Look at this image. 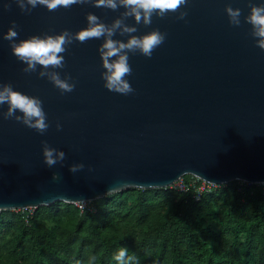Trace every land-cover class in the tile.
<instances>
[{
    "label": "water",
    "instance_id": "1",
    "mask_svg": "<svg viewBox=\"0 0 264 264\" xmlns=\"http://www.w3.org/2000/svg\"><path fill=\"white\" fill-rule=\"evenodd\" d=\"M5 2L0 0V83L40 97L50 127L41 135L0 118V210L94 201L129 188H167L185 175L214 184H264V50L256 47L243 16L241 26L233 27L225 12L231 3L247 15L248 0H191L187 22L169 14L137 25V35L159 28L167 38L151 58L130 54L133 72L127 78L135 92L127 96L104 86L102 40L69 46L66 66L57 71L62 78L70 74L76 87L61 94L46 78L25 74L3 39L12 21L19 25L18 39H24L76 32L87 26V12L110 24L123 8L85 4L25 14L15 3L5 10ZM6 110V104L0 107ZM43 141L66 153L63 166L44 164ZM80 162L86 167L71 173L68 166ZM54 172L62 179L53 180Z\"/></svg>",
    "mask_w": 264,
    "mask_h": 264
},
{
    "label": "trees",
    "instance_id": "2",
    "mask_svg": "<svg viewBox=\"0 0 264 264\" xmlns=\"http://www.w3.org/2000/svg\"><path fill=\"white\" fill-rule=\"evenodd\" d=\"M94 210L55 201L0 210V264H264V184L231 181L195 201L173 188H129Z\"/></svg>",
    "mask_w": 264,
    "mask_h": 264
},
{
    "label": "clouds",
    "instance_id": "3",
    "mask_svg": "<svg viewBox=\"0 0 264 264\" xmlns=\"http://www.w3.org/2000/svg\"><path fill=\"white\" fill-rule=\"evenodd\" d=\"M12 3H15L25 14H31L37 7H46L48 11L54 12L60 8L70 9L73 5L85 4L112 11L123 8L124 11L120 12L110 24L105 23L97 14L87 12V26L76 32L64 29L58 34H34L24 39H18L19 25L12 21L8 31L3 34V39L9 42L12 55L25 65L22 69L25 74L37 73L39 78L50 81L61 94L71 93L76 87L70 74L65 73L62 78L61 73L57 71L66 66L63 54L69 46L77 41L86 43L91 39L102 40L98 52L104 69L101 72L104 86L109 91L127 96L135 92L127 78L133 72L129 62L130 54L139 53L151 58L167 38V33L160 31L159 28L137 35L135 34L138 32L137 25L149 26L153 23L154 16L164 19L169 14H175L177 20L187 22L191 0H6L3 8L10 11ZM248 8L250 11L244 15L241 8H234L228 3L225 5V12L233 27L241 26L243 16V22L251 26L250 34L255 39L256 47L264 50V2L256 3L255 0H248ZM130 18H134V24L127 23ZM117 33L121 37L127 36V39H115ZM5 104L7 110L0 111V118L14 119L41 135L48 131L50 123L40 97L16 90L11 82L0 83V107ZM62 128L63 125L57 121L56 129L60 131ZM42 143L44 164L49 168L57 164L63 166L66 153L50 146L47 141ZM68 167L71 173L76 174L86 166L80 162ZM88 168L89 171L92 170L91 166ZM52 179L61 180V173L54 172ZM113 259L117 264H128L132 258L128 256V249L121 247L114 254Z\"/></svg>",
    "mask_w": 264,
    "mask_h": 264
},
{
    "label": "built area",
    "instance_id": "4",
    "mask_svg": "<svg viewBox=\"0 0 264 264\" xmlns=\"http://www.w3.org/2000/svg\"><path fill=\"white\" fill-rule=\"evenodd\" d=\"M219 185L221 184L210 183L194 176H189V178L182 176L174 181L169 187L180 192L190 193L194 200L198 201L204 193L216 190ZM90 203L91 201H80L74 204L80 211L84 209L94 210L93 205H90ZM21 210H26L28 216L32 213L33 208L29 207Z\"/></svg>",
    "mask_w": 264,
    "mask_h": 264
},
{
    "label": "rangeland",
    "instance_id": "5",
    "mask_svg": "<svg viewBox=\"0 0 264 264\" xmlns=\"http://www.w3.org/2000/svg\"><path fill=\"white\" fill-rule=\"evenodd\" d=\"M190 175H185L186 178H189ZM93 201H91L90 205L92 204L93 205Z\"/></svg>",
    "mask_w": 264,
    "mask_h": 264
}]
</instances>
